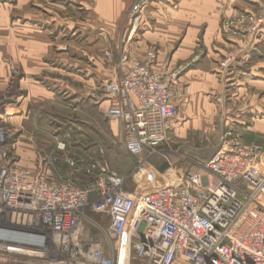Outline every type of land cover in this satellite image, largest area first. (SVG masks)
<instances>
[{"label": "built area", "instance_id": "2783aa9c", "mask_svg": "<svg viewBox=\"0 0 264 264\" xmlns=\"http://www.w3.org/2000/svg\"><path fill=\"white\" fill-rule=\"evenodd\" d=\"M157 1L135 0L125 19L137 22ZM220 29L227 40L250 43L264 32V0ZM104 57L110 60V52ZM156 59L154 48L143 60L123 53L120 76L97 85V103H113L100 104L102 114L137 159L131 191L100 159L67 158L62 173L48 156L32 169L20 165L0 125V264H264L262 144L229 133L197 170L158 172L148 165L164 151L184 91L178 72L155 68ZM233 60L228 54L220 68ZM64 148L59 143L58 153ZM86 222L103 232L104 242L86 239Z\"/></svg>", "mask_w": 264, "mask_h": 264}, {"label": "crops", "instance_id": "0c3cea01", "mask_svg": "<svg viewBox=\"0 0 264 264\" xmlns=\"http://www.w3.org/2000/svg\"><path fill=\"white\" fill-rule=\"evenodd\" d=\"M30 1L34 0H16L14 5L13 0L0 3V99L15 91L21 92L8 104L17 111L9 118L10 127L17 133L16 129L26 130L23 123L29 121L30 116L32 126L39 107L56 105L58 98L62 97L59 96L61 92L67 99L77 94L75 83H68V79L78 81L74 72L83 66L78 65L74 55L76 47L88 51L89 59L93 61L83 66L85 77L95 74L99 82L118 77L116 38L132 2L64 0V6V3L51 1L50 5L55 9L49 11L45 5L47 0H38L43 3L42 9L41 4L29 8ZM258 3L259 0H160L141 11L140 22L129 41L125 30L123 52L125 50L131 59L143 60L146 51L154 47L157 51L155 68L166 65L169 70L182 68L180 81L184 91L177 100L178 114L171 132L175 133L179 128L183 136L190 130L212 129L219 115L229 114L225 122L229 129L241 134L247 142L264 146V34H259L251 43H243L238 39L224 40L219 33L223 19L256 11ZM76 9L84 11L81 22L76 21ZM40 12L51 15L42 18ZM56 12H63L68 20L62 19L60 13L56 17ZM66 21L69 31L85 33L86 44L76 46L69 42V56L63 59L52 57V54L62 55L54 52L59 47L58 37L52 38L50 27L58 29L59 24ZM200 48L201 54H198ZM104 50L113 53L111 57L115 64H104ZM229 50L235 51L237 57L223 71L219 63ZM58 64L68 68L63 72L52 68ZM53 71L61 78L66 77L63 89H58L57 93L48 91L39 81L49 77ZM47 83L55 90L60 87L51 79H47ZM110 105H113L110 101L101 102L102 108ZM25 133L19 138H24ZM26 137L36 138L29 133ZM22 166L32 169L35 165ZM176 166L175 170L180 171L181 167ZM151 167L161 172L170 169L171 165L165 163L157 167L153 164Z\"/></svg>", "mask_w": 264, "mask_h": 264}, {"label": "rangeland", "instance_id": "374dc122", "mask_svg": "<svg viewBox=\"0 0 264 264\" xmlns=\"http://www.w3.org/2000/svg\"><path fill=\"white\" fill-rule=\"evenodd\" d=\"M6 1L7 0H0V3H4ZM13 1L14 2L12 4L14 5L16 3V0ZM51 1L60 2L62 4L64 3V6H66V2H64V0H47L45 1V5L49 11H51V9H55L50 5ZM134 2L135 0H132L131 5ZM37 4H41V9L42 7H44L42 6L43 3L38 0L30 1L28 3L30 7H28L35 8V5ZM130 7L128 8V10L130 9ZM15 12L17 13L18 11L15 10ZM76 12V21L81 22L82 20H84V11L76 9ZM59 13L60 12H56L55 16H59ZM40 14L42 18H48L49 14L51 15V13L48 12H45V14L40 12ZM63 15L64 13L61 12V18L68 20V17H64ZM237 16L238 15L223 19L220 22L219 33L224 40H227V37H225L226 35L223 34L220 29L223 22L226 20H232ZM140 17L137 22H134L133 19H131V21H127L124 18V21H122V25L119 26V36L117 35L116 38L118 40V45L116 48L118 57L116 61L118 77L120 76L118 71L119 60L121 59L123 53H125L126 56H129L125 50L123 52V33L127 29L126 35L128 37L126 38V40L129 41L140 22ZM66 26H69V23L67 21L61 22L58 26L60 28L58 29L50 27L52 28V38L58 37L57 44L59 45V47L54 52L60 53L62 55L61 57H59L55 54H52V57L63 59V57L65 58L69 56L71 53L69 51L71 50L69 49V42H74L76 46L80 44H86L85 33L82 35L78 33V31H69V27ZM234 39L236 38H233V40ZM238 40L243 42V40H241L240 38ZM76 49L77 53L74 55L77 58L78 65L82 64L84 66L85 64L87 65L88 63L90 64L93 62L89 59L90 56L88 51H86L83 47H76ZM200 51L201 48L200 50H198V54H201ZM105 52L108 51L104 50L102 54H104ZM109 52L113 57V53H111V51ZM230 53L233 54L234 62L237 57L236 52L233 50H229L223 56L220 63L222 62L224 57ZM112 57L111 61L103 57L105 59H103L105 61L104 64L107 65L108 63H111ZM113 62L115 64V60ZM55 66H53L52 68H57L58 70H60V72H63V69L68 68L61 64H58L56 67ZM83 66L77 67V70L74 72V74L76 73L78 77L77 82H73V80L68 79V83H71V85L75 83L77 94L74 97L67 99L62 95L61 92L59 96L62 97L58 98V105H46V107H43L41 109L39 107L37 113L35 114V120L32 126L31 116L29 117V121H25L23 123V126L26 129L25 131H22V129H16L19 132H14L15 129L10 127L11 120L9 119L10 117L15 116L17 114V111L13 110L14 108L12 107H8V104L14 101L16 97L20 96L21 92L15 91L14 93L9 94L7 98L0 99V125L5 126L9 135V137L6 139V144L9 146L11 151L15 153V158L16 160L20 161V165H36V160H39L40 157H42L41 159L46 160V157L48 156L52 159H56L54 165L57 169H60L59 173L67 170L64 164L67 158H72L84 162L100 159L106 162L110 169L118 173L126 180L124 190L131 191L133 188V175L138 170V164L136 163V161L128 157V155L123 150V146L119 138L117 137L116 124L114 122H109L102 114V108H100V104L103 101H99L98 103L96 101L97 98L101 97L97 89L99 81L95 79V74H92L91 77H85ZM103 66L106 67L105 65ZM165 67L168 68V65H166ZM228 68L229 66L225 69H221L225 71ZM84 69H86V67H84ZM171 71L178 72V77L180 79V73L182 71L181 67L171 69ZM15 73L13 78H15L16 76ZM18 78L19 77H17V79ZM43 78L45 79L40 78L39 80L41 84L46 87L48 91L54 90L56 91V93L58 89H63V81L66 79V77L61 78L56 71H53L49 75V77ZM47 79L55 81L57 83L55 84L59 85L60 87H57L56 90L52 89L53 86L47 83ZM105 80H109V78H106ZM85 81L87 83H85ZM13 87H15V85ZM228 116L229 114L219 115L216 119L218 121L215 123V126L212 129H206L202 131L190 130L183 136V133H181V129L179 130V128L175 130V133L170 132L167 143L162 147V150H164L162 151V155L150 158L147 161L148 165L152 166L154 164V166L159 167L162 164L168 163L169 165H171L170 168L173 170H175V168H177L176 165H178L181 167V170L176 172L197 170L200 166V163L209 160L215 155L220 147L222 140L229 133H237L241 136V134L229 129L228 126L225 125ZM13 123L14 122H12V124ZM23 132L29 133L32 136L36 137L34 138L36 140L27 139L26 133L25 135H23L24 138H19V135H22ZM241 138L246 141L243 136H241ZM59 143L63 144L65 148L64 151L58 153L57 145ZM90 217L93 220L96 219V217L94 216ZM83 231L86 234V239L88 240L92 239L102 242L105 241V235L103 234V232L99 229H95L94 226L89 222H86L83 225ZM109 253L110 250L109 248H107L106 254Z\"/></svg>", "mask_w": 264, "mask_h": 264}, {"label": "water", "instance_id": "95a60500", "mask_svg": "<svg viewBox=\"0 0 264 264\" xmlns=\"http://www.w3.org/2000/svg\"><path fill=\"white\" fill-rule=\"evenodd\" d=\"M134 160H136L137 161V159L134 157Z\"/></svg>", "mask_w": 264, "mask_h": 264}, {"label": "trees", "instance_id": "16d2710c", "mask_svg": "<svg viewBox=\"0 0 264 264\" xmlns=\"http://www.w3.org/2000/svg\"><path fill=\"white\" fill-rule=\"evenodd\" d=\"M76 160V159H75ZM76 161H78V160H76ZM161 172H163V171H161Z\"/></svg>", "mask_w": 264, "mask_h": 264}]
</instances>
